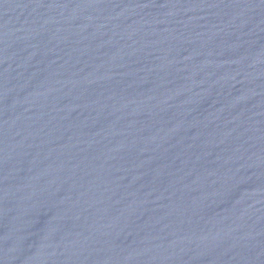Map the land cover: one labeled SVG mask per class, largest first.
I'll use <instances>...</instances> for the list:
<instances>
[{"label": "water", "instance_id": "obj_1", "mask_svg": "<svg viewBox=\"0 0 264 264\" xmlns=\"http://www.w3.org/2000/svg\"><path fill=\"white\" fill-rule=\"evenodd\" d=\"M0 264H231L39 0H0Z\"/></svg>", "mask_w": 264, "mask_h": 264}]
</instances>
